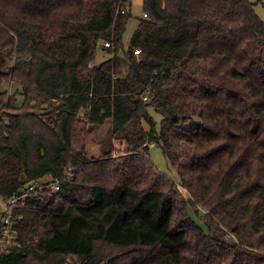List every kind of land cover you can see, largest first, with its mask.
I'll list each match as a JSON object with an SVG mask.
<instances>
[{"label": "trees", "instance_id": "obj_1", "mask_svg": "<svg viewBox=\"0 0 264 264\" xmlns=\"http://www.w3.org/2000/svg\"><path fill=\"white\" fill-rule=\"evenodd\" d=\"M131 3L0 0V87H16L0 92V198L58 180L56 191L27 199L16 247L1 260L264 264V22L255 4L142 0L126 43ZM98 51L109 57L98 62ZM107 120L128 155L159 147L185 194L151 184L138 155L121 167L110 154L86 159Z\"/></svg>", "mask_w": 264, "mask_h": 264}, {"label": "rangeland", "instance_id": "obj_2", "mask_svg": "<svg viewBox=\"0 0 264 264\" xmlns=\"http://www.w3.org/2000/svg\"><path fill=\"white\" fill-rule=\"evenodd\" d=\"M250 3L255 4L253 9L260 20L264 22V0H261L259 3H255V0H248ZM131 15L133 17V22L128 26L126 34H125V42L128 43V40L130 39V36L132 32L135 30L137 26L136 19L144 17L143 11H142V0H132L131 3ZM124 42V45H125ZM127 46V44L125 45ZM109 57L106 55L103 51H98L97 53V61L100 62L104 59ZM176 86V83L173 82V85ZM177 91H180L179 88L176 89ZM9 91L10 93L16 91V87L13 86L10 87V85L4 84L0 87V92ZM186 95L185 93L182 94V96ZM146 100V99H145ZM149 102V99L147 100ZM150 112V111H149ZM151 116L155 119L157 123H160V116L151 112ZM143 127L147 128L145 124L143 123ZM162 128V125H160L158 129V133L160 132V129ZM112 129V123L111 120H107L104 122V124L97 126L93 129L92 136L89 140H87V144L85 146V158L90 159H98L105 154H110V157L112 159H115L117 161V164H119V167H121L125 160L124 158H133L134 155L140 156L139 165L144 162L143 159L149 161V165L146 167V170L150 171V174L152 176V179H150V183L161 186L162 188H166L171 185H175L180 188V191L182 194L184 193V190L180 187L179 184V177L178 174L174 169L171 168V166L168 164V162L164 159L162 155V151L157 146H150L148 147V150L143 151L141 150H134L132 152H129V155L127 154L128 148L125 146L124 142L113 140L112 136L110 134ZM186 138L182 137L179 144L175 147L174 152H176L180 158H183L184 154H186V149L189 147L188 145H185ZM191 146V145H190ZM192 149V146L190 147ZM109 157V158H110ZM48 180H50L48 178ZM183 190V191H182ZM78 264L77 262H74V260H68L67 264Z\"/></svg>", "mask_w": 264, "mask_h": 264}, {"label": "built area", "instance_id": "obj_3", "mask_svg": "<svg viewBox=\"0 0 264 264\" xmlns=\"http://www.w3.org/2000/svg\"><path fill=\"white\" fill-rule=\"evenodd\" d=\"M104 47H109V43H104ZM66 177L68 179L72 178L71 170L66 173ZM50 188L55 191L58 189L57 179L53 182L48 178L38 179L10 198H0V264H7L1 260V256L8 253L10 248L16 247L14 243L16 237L14 226L23 217L21 210L26 207L27 199Z\"/></svg>", "mask_w": 264, "mask_h": 264}, {"label": "crops", "instance_id": "obj_4", "mask_svg": "<svg viewBox=\"0 0 264 264\" xmlns=\"http://www.w3.org/2000/svg\"><path fill=\"white\" fill-rule=\"evenodd\" d=\"M70 261V260H69ZM70 264V263H69Z\"/></svg>", "mask_w": 264, "mask_h": 264}]
</instances>
